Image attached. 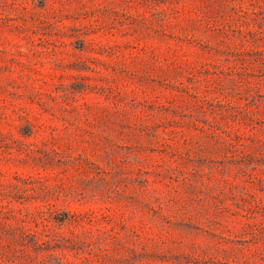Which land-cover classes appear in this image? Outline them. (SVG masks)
<instances>
[{
  "label": "rangeland",
  "instance_id": "1",
  "mask_svg": "<svg viewBox=\"0 0 264 264\" xmlns=\"http://www.w3.org/2000/svg\"><path fill=\"white\" fill-rule=\"evenodd\" d=\"M0 264H264V0H0Z\"/></svg>",
  "mask_w": 264,
  "mask_h": 264
}]
</instances>
